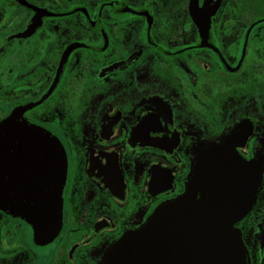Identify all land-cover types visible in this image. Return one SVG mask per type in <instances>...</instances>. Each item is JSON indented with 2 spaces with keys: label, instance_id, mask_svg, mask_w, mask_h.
Here are the masks:
<instances>
[{
  "label": "flooded vegetation",
  "instance_id": "obj_1",
  "mask_svg": "<svg viewBox=\"0 0 264 264\" xmlns=\"http://www.w3.org/2000/svg\"><path fill=\"white\" fill-rule=\"evenodd\" d=\"M13 116L55 139L65 176L48 237L0 208V264H100L228 134L260 167L238 226L264 264V0H0V122ZM10 155L0 135V178Z\"/></svg>",
  "mask_w": 264,
  "mask_h": 264
},
{
  "label": "water",
  "instance_id": "obj_2",
  "mask_svg": "<svg viewBox=\"0 0 264 264\" xmlns=\"http://www.w3.org/2000/svg\"><path fill=\"white\" fill-rule=\"evenodd\" d=\"M0 135L11 153L0 208L48 237L61 220L65 176L56 141L16 116L0 122ZM232 141L228 134L195 152L184 190L111 244L100 264H250L238 223L253 209L261 171ZM259 239L264 254V230Z\"/></svg>",
  "mask_w": 264,
  "mask_h": 264
}]
</instances>
